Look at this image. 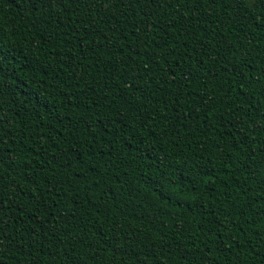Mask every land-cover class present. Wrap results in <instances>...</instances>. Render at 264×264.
Returning a JSON list of instances; mask_svg holds the SVG:
<instances>
[{
  "label": "trees",
  "instance_id": "obj_1",
  "mask_svg": "<svg viewBox=\"0 0 264 264\" xmlns=\"http://www.w3.org/2000/svg\"><path fill=\"white\" fill-rule=\"evenodd\" d=\"M0 264H264V3L0 0Z\"/></svg>",
  "mask_w": 264,
  "mask_h": 264
},
{
  "label": "snow or ice",
  "instance_id": "obj_2",
  "mask_svg": "<svg viewBox=\"0 0 264 264\" xmlns=\"http://www.w3.org/2000/svg\"><path fill=\"white\" fill-rule=\"evenodd\" d=\"M43 2V0H41ZM231 2L236 5L237 7L241 5H245L248 3V0H231ZM253 3H264V0H252ZM50 6V4H49Z\"/></svg>",
  "mask_w": 264,
  "mask_h": 264
}]
</instances>
